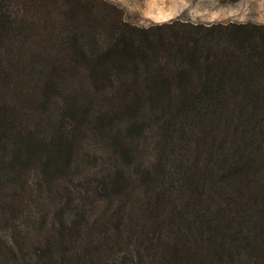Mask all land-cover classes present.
I'll list each match as a JSON object with an SVG mask.
<instances>
[{"label": "trees", "instance_id": "obj_1", "mask_svg": "<svg viewBox=\"0 0 264 264\" xmlns=\"http://www.w3.org/2000/svg\"><path fill=\"white\" fill-rule=\"evenodd\" d=\"M0 264H264V23L0 0Z\"/></svg>", "mask_w": 264, "mask_h": 264}, {"label": "rangeland", "instance_id": "obj_2", "mask_svg": "<svg viewBox=\"0 0 264 264\" xmlns=\"http://www.w3.org/2000/svg\"><path fill=\"white\" fill-rule=\"evenodd\" d=\"M130 22L147 25L176 16L200 22L264 23V0H111Z\"/></svg>", "mask_w": 264, "mask_h": 264}]
</instances>
